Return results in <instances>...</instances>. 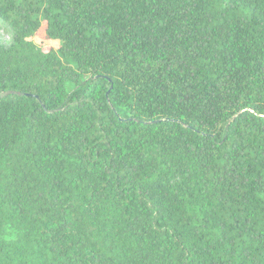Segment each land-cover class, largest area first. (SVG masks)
<instances>
[{
  "label": "trees",
  "instance_id": "trees-1",
  "mask_svg": "<svg viewBox=\"0 0 264 264\" xmlns=\"http://www.w3.org/2000/svg\"><path fill=\"white\" fill-rule=\"evenodd\" d=\"M0 264H264V0H0Z\"/></svg>",
  "mask_w": 264,
  "mask_h": 264
},
{
  "label": "rangeland",
  "instance_id": "rangeland-1",
  "mask_svg": "<svg viewBox=\"0 0 264 264\" xmlns=\"http://www.w3.org/2000/svg\"><path fill=\"white\" fill-rule=\"evenodd\" d=\"M46 27L43 28L36 34L34 41L45 51L48 52L52 49H56L60 46V41L52 40L48 38L46 34Z\"/></svg>",
  "mask_w": 264,
  "mask_h": 264
}]
</instances>
